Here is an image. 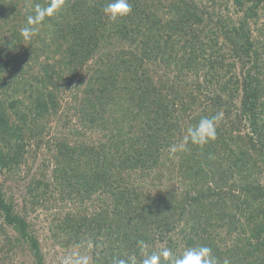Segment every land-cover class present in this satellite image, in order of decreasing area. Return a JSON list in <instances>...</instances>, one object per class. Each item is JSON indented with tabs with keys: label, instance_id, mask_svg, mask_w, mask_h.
Here are the masks:
<instances>
[{
	"label": "trees",
	"instance_id": "1",
	"mask_svg": "<svg viewBox=\"0 0 264 264\" xmlns=\"http://www.w3.org/2000/svg\"><path fill=\"white\" fill-rule=\"evenodd\" d=\"M108 2L0 0V170L19 169L30 141L43 144L68 92L67 112L99 141L55 140L52 181L41 173L27 193L36 203L53 183L63 200L98 199L56 225L69 241L88 240L91 264H142L163 249L171 256L160 264H172L201 246L218 264H264V0H129L115 21ZM38 7L51 12L25 41L20 29ZM217 113L214 140L163 161L189 126ZM168 160L179 185L152 193L131 179L161 180ZM17 243L44 263L0 181V250Z\"/></svg>",
	"mask_w": 264,
	"mask_h": 264
},
{
	"label": "rangeland",
	"instance_id": "2",
	"mask_svg": "<svg viewBox=\"0 0 264 264\" xmlns=\"http://www.w3.org/2000/svg\"><path fill=\"white\" fill-rule=\"evenodd\" d=\"M263 21L264 16L262 18V22ZM239 71L240 66L237 65V72ZM70 102V93L65 92L60 95L59 112L52 117L51 123L47 127L43 138V144L40 147H37L33 141L27 144L25 161L19 169L11 172L0 170V181L4 184L6 193L8 196L14 198L16 209L25 215L33 225V229L39 239L44 255L43 264H75V261L81 257H86L88 259V264H91V244H87L88 240L83 239L80 243L69 241L64 236L58 234L56 225L67 212H73L74 209L76 210V207L80 212L92 211L94 209L92 205H96L98 199L86 200L83 206L78 202L73 203L70 199L63 200L53 183L51 186L52 190L48 192V195L40 198L36 203H33L32 196L27 193L29 181L34 178L38 179L41 177V173L46 174L44 178L45 181H52V165L50 164V160L53 154L51 147H53L55 140L60 137L63 139L68 138L69 142L78 144H96V142L99 141L96 134H90L88 131H85V128H81V124L74 116L73 112H67ZM76 128L85 134H76ZM240 131L241 134H244L246 129H241ZM181 143L182 141L179 142V144L173 145H177V148L181 149V147H179ZM49 145L51 146L50 148H48ZM171 147L169 150L165 151L166 154L163 156V161L171 154ZM168 162L169 163L165 167L159 166L157 168L158 173L156 175L162 176L161 180L151 181L150 178H139L137 177V171H132L130 173L131 179L141 183L145 189L148 187L151 188L152 193L159 191V189H168L172 187V183L169 179L175 180L176 185H179L178 181L180 174L176 173V168L175 170L173 169L175 162L172 165L170 160H168ZM170 169L172 172L169 171ZM151 174L153 175V172ZM261 176L262 184H264V172ZM12 241H16V239H12ZM1 254V258L7 257L5 259L6 264L34 263V257L28 246L24 243L15 244L10 251L6 245L4 251L0 250V255Z\"/></svg>",
	"mask_w": 264,
	"mask_h": 264
},
{
	"label": "clouds",
	"instance_id": "3",
	"mask_svg": "<svg viewBox=\"0 0 264 264\" xmlns=\"http://www.w3.org/2000/svg\"><path fill=\"white\" fill-rule=\"evenodd\" d=\"M132 11V6L129 0H109L104 8V12L113 21L128 15ZM51 12L50 8L38 7L34 16H29L26 26L20 29V35L25 41H30L36 34V28L33 26L39 23L46 15ZM222 118V114L217 113L211 118H201L195 125L189 126L186 129V134L183 137L179 147H185L189 142L193 145H204L216 138L217 122ZM177 145L171 147L174 153L177 150ZM143 247L144 242H139ZM171 252L169 249H163L159 253H152L143 259L142 264H160L161 258H169ZM75 264H88L86 257H81L75 261ZM114 264H129V261L118 259ZM134 264V262H133ZM172 264H218L217 259L212 255V249L207 246L198 248H189L184 251L180 257H172Z\"/></svg>",
	"mask_w": 264,
	"mask_h": 264
}]
</instances>
